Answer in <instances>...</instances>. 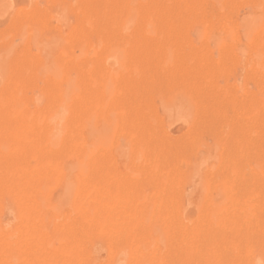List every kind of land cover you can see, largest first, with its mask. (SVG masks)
Instances as JSON below:
<instances>
[{"label":"rangeland","instance_id":"obj_1","mask_svg":"<svg viewBox=\"0 0 264 264\" xmlns=\"http://www.w3.org/2000/svg\"><path fill=\"white\" fill-rule=\"evenodd\" d=\"M99 1L0 0L2 264H264V0ZM80 174L105 208L61 256Z\"/></svg>","mask_w":264,"mask_h":264},{"label":"bare ground","instance_id":"obj_2","mask_svg":"<svg viewBox=\"0 0 264 264\" xmlns=\"http://www.w3.org/2000/svg\"><path fill=\"white\" fill-rule=\"evenodd\" d=\"M92 1V0H91ZM101 1V0H100ZM99 1V2H100ZM106 1V0H105ZM162 2H164V1H162ZM240 2V1H239ZM104 3V2H103ZM159 3V2H158ZM210 3H212V0L210 1ZM91 4V3H90ZM97 4V3H96ZM110 4V3H109ZM120 4V3H119ZM107 5V4H106ZM153 5V4H152ZM166 5H167V3H166ZM204 5L206 6V4L204 3ZM211 5V4H210ZM215 5H216V3H215ZM88 6V5H87ZM93 6V5H92ZM110 6V5H109ZM217 6V5H216ZM113 7H114V5H113ZM153 7V6H152ZM157 7V6H156ZM227 7V6H226ZM127 8V10L125 11V12H127V16L129 17V18H131V17H136V20H138V18H140L141 17V15H139L138 13H136V11H133V12H130V10H128V7H126ZM217 8H218V6H217ZM92 9V8H91ZM124 9V8H123ZM208 9H209V7H208ZM6 10H8V9H6ZM115 10V9H114ZM172 10V9H171ZM212 10V9H211ZM210 10V11H211ZM64 11H66V10H64ZM92 11H93V9H92ZM112 11H113V9H112ZM114 12V11H113ZM221 12V11H220ZM155 13H156V11H155ZM208 13V12H207ZM210 13V12H209ZM215 13V12H214ZM214 13H212V14H214ZM66 14V13H65ZM220 14V13H219ZM84 15H86V14H84ZM81 16V15H80ZM161 16V15H160ZM79 17V16H78ZM109 17V16H108ZM125 17V16H124ZM143 17V16H142ZM153 17V16H152ZM166 17V16H165ZM235 17V16H234ZM80 18V17H79ZM85 18V17H84ZM25 19V18H24ZM116 19V18H115ZM169 19V18H168ZM193 19V18H192ZM200 19V18H199ZM234 19V18H233ZM232 19V20H233ZM30 20V19H29ZM112 20V19H111ZM158 20V19H157ZM179 20V19H178ZM32 21V20H31ZM116 21V20H115ZM169 21V20H168ZM108 22V21H107ZM119 22V21H118ZM241 22V21H240ZM102 23V22H101ZM168 23V22H167ZM260 23V22H259ZM10 24V23H9ZM41 24V23H40ZM107 25V24H106ZM17 26V25H16ZM30 26V25H29ZM86 26V25H85ZM141 27V26H140ZM82 28V27H81ZM111 28H112V26L110 27L109 26V28L107 29V28H101V30H100V33H102V35H105V37H108V38H111V40H113L112 38H114V37H118V38H120L121 39V34H119V32L117 31V29L116 28H114V31L113 32H111ZM157 28H158V26H157ZM178 28V27H177ZM259 28V27H258ZM143 29V28H142ZM147 29V28H146ZM257 29V28H256ZM119 30V29H118ZM178 30V29H177ZM217 30V29H216ZM146 31V30H145ZM154 32V36L155 35H158V34H156L157 33V31L156 30H153ZM85 32V31H84ZM241 32V31H240ZM126 33V32H125ZM177 33V32H176ZM214 33H215V31H214ZM239 34V33H238ZM178 35V34H177ZM195 35V34H194ZM217 35V34H216ZM220 35V34H219ZM222 35V34H221ZM242 35V34H241ZM96 36V35H95ZM240 36V35H239ZM259 36H260V34H259ZM47 37H49V36H47ZM101 37V36H100ZM153 36H150L149 35V38H148V36L146 35V33H141L139 30L137 31V29L135 30V32L134 33H132L130 36H128L127 37V39H129V44H130V46H131V52L132 53H141L142 52V50L141 49H143V47L146 45V47L147 46H151V45H153V38H152ZM243 37V36H242ZM78 38V37H77ZM123 38V37H122ZM175 38V37H174ZM196 38V37H195ZM226 38V37H225ZM240 38L241 37H239V40H240ZM177 39V38H176ZM179 39V38H178ZM244 40V39H243ZM117 41H118V39H117ZM172 41V40H171ZM177 41V40H176ZM245 42V41H244ZM256 42V41H255ZM95 43H97V40H96V42ZM195 43V42H194ZM78 44V43H77ZM99 44V43H98ZM159 44V43H158ZM165 44V43H164ZM190 44H192V43H190ZM210 45V44H209ZM40 46V45H39ZM100 46V45H99ZM178 47V46H177ZM225 47V46H224ZM126 48V47H125ZM180 48V47H179ZM195 48V47H194ZM209 48V47H208ZM211 48V47H210ZM232 48V47H231ZM50 49V48H49ZM157 49V48H156ZM159 49V48H158ZM187 50V49H186ZM204 51V50H203ZM98 52V51H97ZM201 53V52H200ZM125 54V53H124ZM120 55V54H119ZM182 56H183V54H181ZM210 55V54H209ZM234 55V54H233ZM179 56V55H178ZM193 56V55H192ZM141 57H142V55H141ZM191 57V56H190ZM252 57H254V56H252ZM145 58V57H144ZM181 58V57H180ZM44 59V58H43ZM53 59V58H52ZM51 59V60H52ZM63 59V58H62ZM179 59V58H178ZM183 59V58H182ZM91 60V59H90ZM138 60V59H137ZM161 60V59H160ZM185 60V59H184ZM194 60V59H193ZM46 61H47V59H46ZM139 62L141 61V60H138ZM251 61V60H250ZM259 61V60H258ZM62 62H64V61H62ZM144 62V61H143ZM69 63V62H68ZM151 63V62H150ZM28 64V63H27ZM115 64V63H114ZM136 64V63H135ZM152 64V63H151ZM161 64V63H160ZM186 64V63H185ZM235 64V63H234ZM106 65V64H105ZM149 65V64H148ZM157 65V64H156ZM74 66V65H73ZM181 66V65H180ZM208 66V65H207ZM213 66V65H212ZM221 66V65H220ZM30 67V66H29ZM115 67V66H114ZM144 67V66H143ZM143 67L141 68V69H143ZM145 67H146V65H145ZM158 67V66H157ZM249 66L247 65V68H248ZM31 68V67H30ZM69 68V67H68ZM134 68V67H133ZM165 68V67H164ZM35 69V68H34ZM159 69V68H158ZM179 69V68H178ZM8 70V69H7ZM39 70V69H38ZM41 70H43V69H41ZM77 70V69H76ZM102 70V69H101ZM161 70V69H160ZM174 70V69H173ZM176 70V69H175ZM40 71V70H39ZM152 71V70H151ZM159 71V70H158ZM112 72V71H111ZM131 72H132V70H131ZM143 72V71H142ZM102 73V72H101ZM141 73V72H140ZM159 73H160V71H159ZM162 73V72H161ZM160 73V74H161ZM168 73V72H167ZM240 73V72H239ZM262 73V72H261ZM150 74V73H149ZM114 75V74H113ZM122 75V74H121ZM159 75V74H158ZM193 75V74H192ZM133 76V75H132ZM151 76V75H150ZM153 76H154V74H153ZM124 77V76H123ZM148 77V76H147ZM160 77V76H159ZM176 77V76H175ZM202 77V76H201ZM52 78H53V76H52ZM129 78V77H128ZM158 78V77H157ZM168 78V77H167ZM224 78V77H223ZM133 79V78H132ZM135 79V78H134ZM138 79V78H137ZM143 79V78H142ZM161 79H163L162 77H161ZM196 79V78H195ZM53 80V79H52ZM136 80V79H135ZM197 80V79H196ZM141 81V80H140ZM202 81V80H201ZM224 81V80H223ZM240 81V80H239ZM127 82V81H126ZM161 82V81H160ZM204 82H206L205 80H204ZM60 83V82H59ZM133 83H134V81H133ZM164 83V82H163ZM199 83V82H198ZM142 84V83H141ZM148 84V83H147ZM196 84V83H195ZM202 84V86H203V82L201 83ZM11 85V84H10ZM122 85V84H121ZM132 85V84H131ZM79 86V85H78ZM124 86V85H123ZM129 87V86H128ZM127 87V88H128ZM136 87V86H135ZM140 87H141V85H140ZM151 87V86H150ZM163 87V86H162ZM173 87V86H172ZM197 87V86H196ZM131 89V88H130ZM146 89V88H145ZM162 89H164V87L162 88ZM186 89V88H185ZM255 89H256V87H255ZM129 90V89H128ZM132 90V89H131ZM177 90H179V89H177ZM159 91V90H158ZM65 92V91H64ZM101 92V91H100ZM140 92V91H139ZM141 92H142V90H141ZM151 93V92H150ZM241 93V92H240ZM138 94V93H137ZM212 94V93H211ZM148 95V94H147ZM162 95V94H161ZM132 96H133V94H132ZM135 96V95H134ZM142 96V95H141ZM195 96V95H194ZM61 97L62 96H60L59 98L61 99ZM110 97V96H109ZM164 97V96H163ZM179 97V96H178ZM220 97H221V95H220ZM140 98V97H139ZM148 98V97H147ZM162 98V97H161ZM161 98H159V99H161ZM180 98V97H179ZM204 98V97H203ZM101 99H102V97H101ZM113 99V98H112ZM125 99V98H124ZM132 99V98H131ZM130 99V100H131ZM194 99V98H193ZM147 100V99H146ZM145 100V101H146ZM176 100H177V98H176ZM180 100V99H179ZM206 100V99H205ZM214 100V99H213ZM122 101V100H121ZM133 101V100H132ZM159 101V100H158ZM161 101H163V100H161ZM193 101V100H192ZM197 101V100H196ZM204 101V100H203ZM194 102V101H193ZM202 102V101H201ZM85 102H82V97L80 98L79 96L76 98V104L75 105H73L74 107H79V108H77L76 110H73V109H71V110H68V112L70 113V115H72V114H75V113H77V111L79 112L82 108H83V106H85V104H84ZM146 103H147V101H146ZM177 103V102H176ZM219 103V102H218ZM228 103V102H227ZM108 105H109V103H107ZM150 104V103H149ZM196 104H198L197 102H196ZM200 104V103H199ZM209 104V103H208ZM221 104V103H220ZM159 105V104H158ZM202 105V104H201ZM12 106V105H11ZM58 107H57V109L58 108H60L61 106H60V103H58V105H57ZM137 106V105H136ZM204 106V105H203ZM206 106V105H205ZM209 106V105H208ZM247 106V105H246ZM151 107V106H150ZM202 107V106H201ZM200 107V108H201ZM218 107H219V105H218ZM230 107V106H229ZM237 107V106H236ZM166 108V107H165ZM210 108H211V106H210ZM231 108V107H230ZM127 109H128V107H127ZM137 109V108H136ZM139 109V108H138ZM205 109V108H204ZM144 110V109H143ZM159 110H160V108H159ZM11 111V110H10ZM44 111V110H43ZM201 111H202V109H201ZM139 112H141V111H139ZM56 113H58V110H56L55 112H54V115L56 114ZM134 113V112H133ZM151 113V112H150ZM231 113V112H230ZM4 114V113H3ZM29 114V113H28ZM112 114H114V113H112ZM141 114V113H140ZM201 114V113H200ZM219 114V113H218ZM224 114V113H223ZM54 115L52 114L51 115V118H53L54 117ZM157 115V114H156ZM7 116V115H6ZM64 116V115H63ZM135 116V115H134ZM148 116V115H147ZM223 116V115H222ZM76 117V116H75ZM140 117V116H139ZM212 117V116H211ZM226 117V116H225ZM120 118V117H119ZM198 118V117H197ZM202 118V117H201ZM138 119V118H137ZM141 120H142V118H140ZM207 119V118H206ZM208 119H209V117H208ZM5 120V119H4ZM46 120H47V118H46ZM124 120V119H123ZM146 120V119H145ZM211 120V119H210ZM102 121V120H101ZM212 121V120H211ZM150 122V121H149ZM202 122V121H201ZM207 122L208 121H206V124H207ZM231 122V121H230ZM36 123V122H35ZM101 123V122H100ZM112 123V122H111ZM209 123V122H208ZM196 124V123H195ZM3 125V124H2ZM107 125V124H106ZM233 125V124H232ZM236 125V124H235ZM101 126V125H100ZM205 126V125H204ZM208 126V125H207ZM210 126V125H209ZM9 127V126H8ZM19 127V126H18ZM68 127H71V126H69L68 125ZM75 127V126H74ZM127 127V126H126ZM199 127V126H198ZM197 127V128H198ZM208 128V127H207ZM128 129H129V127H128ZM194 129V128H193ZM199 129V128H198ZM19 130H21V126L19 127ZM44 130V129H43ZM43 130H40V132L39 133H42L43 132ZM152 130V129H151ZM262 130V129H261ZM61 132H62V130H61ZM188 132V131H187ZM59 133V132H58ZM156 133V132H155ZM162 133V132H161ZM165 133V132H164ZM36 134V133H35ZM243 134V133H242ZM63 135V134H62ZM189 136V135H188ZM208 136V135H207ZM245 136V135H244ZM190 137V136H189ZM72 138H73V136H72ZM116 138V137H115ZM149 138H150V136H149ZM185 138V137H184ZM254 138V137H253ZM145 139H146V137H145ZM161 139V138H160ZM171 139V138H170ZM182 139V138H181ZM192 139V138H191ZM206 139V138H205ZM205 139H203V140H205ZM40 140V139H39ZM186 140V139H185ZM147 141V140H146ZM180 141V140H179ZM188 141V140H187ZM256 141V140H255ZM168 142V141H167ZM166 142V143H167ZM182 141H180V143H181ZM178 143V142H177ZM176 143V144H177ZM184 143H185V141H184ZM40 144V143H39ZM175 144V143H174ZM183 144V143H182ZM186 144V143H185ZM184 144V145H185ZM44 145V144H43ZM61 147L63 146V141H61V143L59 144ZM58 145V146H59ZM180 145V144H179ZM67 147V146H66ZM76 146L75 145H73L72 146V148L70 147L69 149H68V151H70V152H75V151H77V149L75 148ZM159 147V146H158ZM180 147V146H179ZM188 147V146H187ZM186 147V148H187ZM234 147V146H233ZM176 148V147H175ZM235 148V147H234ZM118 149H120V148H118ZM172 149V148H171ZM180 149H181V147H180ZM237 149V148H236ZM247 149V148H246ZM93 150V149H92ZM91 150V151H92ZM194 150V149H193ZM64 151V149H63V147H62V149L61 150H59V152H63ZM84 152H85V150H83ZM82 151V152H83ZM159 151V150H158ZM168 151V150H167ZM182 151V150H181ZM188 151V152H187ZM187 151H185V153L187 152L188 154H190L189 153V150L187 149ZM58 152V153H59ZM83 152V153H84ZM121 152H122V150H121ZM176 152V151H175ZM191 152H192V150H191ZM199 152V151H198ZM57 153V154H58ZM186 153V154H187ZM234 153V152H233ZM184 154V153H183ZM64 155V154H63ZM93 155V154H92ZM53 156V155H52ZM126 156V155H125ZM165 156V155H164ZM174 156V155H173ZM177 156H179V155H177ZM183 156H185V155H183ZM21 157V156H20ZM79 157V156H78ZM89 157V156H88ZM110 157V156H109ZM150 157H151V154H150ZM170 157V156H169ZM193 157V156H192ZM197 157V156H196ZM250 157V156H249ZM87 158V157H86ZM134 158V157H133ZM139 158V157H138ZM171 158V157H170ZM169 158V159H170ZM178 158V157H177ZM176 158V159H177ZM186 158V157H185ZM187 158H189V157H187ZM191 158V157H190ZM51 159V158H50ZM57 159V158H56ZM125 159V158H124ZM141 159V158H140ZM196 159V158H195ZM197 159H199V158H197ZM196 159V160H197ZM15 160V159H14ZM51 160H53V159H51ZM50 160V161H51ZM122 160V159H121ZM161 160V159H160ZM182 160V159H181ZM180 160V161H181ZM184 160V159H183ZM7 161V160H6ZM42 161V160H41ZM93 161V160H92ZM101 161H103V159L101 160ZM152 161V160H151ZM172 161V160H171ZM174 161V163H175V160H173ZM172 161V162H173ZM45 162V161H44ZM48 162V161H47ZM77 162V161H76ZM114 162V161H113ZM148 162V161H147ZM168 162V161H167ZM171 162V163H172ZM75 163V162H74ZM115 163V162H114ZM164 163V162H163ZM177 163H178V161H177ZM105 164V163H104ZM127 164V163H126ZM166 164V163H165ZM101 165V164H100ZM113 165V164H112ZM64 166H66V165H64ZM84 163H82V162H79L78 161V169L80 170V171H82L83 170V168H84ZM93 166V165H92ZM160 166V165H159ZM170 166V165H169ZM174 166V165H173ZM242 166V165H241ZM86 167H87V165H86ZM181 167V166H180ZM183 167V166H182ZM181 167V168H182ZM243 167V166H242ZM69 168V167H68ZM103 168H104V165H103ZM138 168V167H137ZM154 168V170L153 171H155V167H153ZM161 168V167H160ZM167 169V168H166ZM249 169V168H248ZM157 171V170H156ZM166 171V170H165ZM177 171V170H176ZM149 172V171H148ZM174 172V171H173ZM5 173V172H4ZM155 173V172H154ZM167 173V172H166ZM176 173V172H175ZM224 173V172H223ZM151 174V173H150ZM80 176H82V178L80 179V180H78V182H77V188H76V193H75V196H74V202H76L77 200H79L80 201V205L78 206V207H76V209H75V211H76V215L77 216H75V217H73V218H69V219H67L64 223H63V232H64V234H65V240H66V237H67V242L69 243V245H67V246H62L60 249H62V250H65V251H61V253H59L61 256L66 252V253H68V252H72V251H80V249H78L79 247V239H78V237L79 236H84V233H83V229H82V226H83V224L84 223H91V220H92V218H96V214L98 213V211H100V210H104V204H102V202L101 201H97L96 200V197H98V195L96 194V192L94 193L93 192V190H95V188H93V190H92V192L90 193H88L87 191H88V187H87V184H86V179L84 178V175L83 174H80ZM53 177V176H52ZM159 177V176H158ZM254 178H255V176H254ZM246 179H247V177H246ZM188 180V179H187ZM186 180V181H187ZM199 180V179H198ZM136 181V180H135ZM247 181V180H246ZM45 182V181H44ZM148 182V181H147ZM140 183V182H139ZM143 183H144V181H143ZM238 183V182H237ZM18 184H20V183H18ZM64 184V183H63ZM126 184H128V183H126ZM138 184V183H137ZM254 185V184H253ZM237 186H239V185H237ZM121 187V186H120ZM13 185H12V183H11V191H13ZM185 188V187H184ZM243 188H246V187H244L243 186ZM113 189V188H112ZM131 190V189H130ZM141 193V192H140ZM20 194H22L21 192H20ZM91 194H94V198H91ZM95 194H96V196H95ZM177 195H179L178 193H177ZM121 196V195H120ZM185 197V196H184ZM23 196L21 197L20 196V198H19V200L20 201H22L23 200ZM88 198L90 199L91 198V200H93L91 203L90 202H87V200H88ZM22 199V200H21ZM103 199V198H102ZM112 199V198H111ZM257 199V198H256ZM264 200V199H263ZM24 201V200H23ZM168 201V200H167ZM223 201V200H222ZM184 202V201H183ZM186 202V201H185ZM120 203V202H119ZM119 203H118V205H119ZM130 203V202H129ZM184 204V203H183ZM91 205H94V207L93 208H91L90 206ZM97 205V206H96ZM185 205V204H184ZM36 208V207H35ZM34 208V209H35ZM123 208V207H122ZM91 210H92V212H91ZM208 210V209H207ZM224 210V209H223ZM225 210H226V208H225ZM72 211V210H71ZM37 212H39V210H35L34 211V214L35 213H37ZM51 212V211H50ZM173 213V212H172ZM197 213V212H196ZM69 214V213H68ZM71 215H72V213H71ZM78 216H79V220H78ZM194 217V216H193ZM8 217H6V219H7ZM163 218V217H162ZM63 221V220H62ZM185 222V221H184ZM133 225V224H132ZM189 225V224H188ZM12 227V226H11ZM3 228H4V226H3ZM78 230H81V231H78ZM193 230V229H192ZM10 231V230H9ZM36 231H38V230H36ZM139 231H141V230H139ZM138 231V232H139ZM30 232V231H29ZM81 232V233H80ZM28 233V232H27ZM36 233V232H35ZM142 233V232H141ZM147 233V232H146ZM258 233V232H257ZM139 234V233H138ZM224 234V233H223ZM250 234H252V233H250ZM3 235H5V234H3ZM2 235V236H3ZM31 235V234H30ZM261 235V234H260ZM259 235V236H260ZM180 236V235H179ZM31 237V236H30ZM11 238H12V236H11ZM49 238V237H48ZM215 238V237H214ZM245 238V237H244ZM35 239V238H34ZM39 239V241H37V243L35 244V243H33V242H31V241H29L28 239H25L26 241H24L23 242V245H20L19 247L22 249L21 250V252H20V255H26V251L27 250H23V248H24V246H28L29 248H31V249H33L34 251H36V250H39L40 252H43L44 253V251L46 250V249H48V244L44 241V239H42V238H38ZM70 239V240H69ZM6 240V241H5ZM64 240V239H63ZM3 241H5L4 243H6L7 242V239H4ZM51 241V240H50ZM72 241V242H71ZM3 243V244H4ZM9 247H11L12 246V244L10 243V242H7L6 243ZM174 244V243H173ZM151 245V244H150ZM8 247V248H9ZM16 247V246H15ZM148 247V246H147ZM7 248V249H8ZM120 248H121V246H120ZM130 248V247H129ZM149 248V247H148ZM164 248V247H163ZM11 248H9L8 250H10ZM16 249V248H15ZM122 249V248H121ZM120 249V250H121ZM118 250H119V248H118ZM119 250V251H120ZM123 250V249H122ZM14 251V250H13ZM5 254H8V258H10L11 260L10 261H12V259L13 258H17V257H20V256H14V255H12L11 253H8L7 251H1V249H0V260H1V262H0V264H2V262L4 263L5 261L2 259V257H4L5 256ZM117 254V253H116ZM18 255V254H17ZM69 255V254H68ZM73 257V256H72ZM88 257V256H87ZM78 258V257H77ZM98 258V257H97ZM114 258V257H113ZM54 259H56V256H54ZM23 261L22 262H24V261H26V258L24 257L23 259H22ZM53 260V259H52ZM52 260H50V257L48 256V257H44V259H41V260H36L37 261V263L38 264H51V262H52ZM116 260V258L114 259V261ZM69 262H71V261H69ZM145 262H147V261H145ZM145 262H144V264H145ZM149 262V261H148ZM57 263V262H56ZM89 263H91V261H89ZM88 263V264H89ZM115 263V262H114ZM199 263V262H198ZM12 264V263H11ZM146 264H148V263H146Z\"/></svg>","mask_w":264,"mask_h":264}]
</instances>
